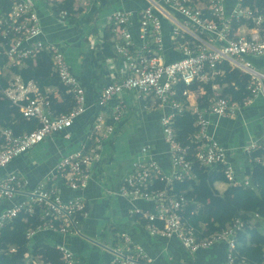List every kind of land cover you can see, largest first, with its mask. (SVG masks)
Wrapping results in <instances>:
<instances>
[{"label": "built area", "instance_id": "1", "mask_svg": "<svg viewBox=\"0 0 264 264\" xmlns=\"http://www.w3.org/2000/svg\"><path fill=\"white\" fill-rule=\"evenodd\" d=\"M5 1L10 4L8 12H4ZM136 1L141 0H134L133 9L114 8L107 15L105 27L110 31L113 48L107 70L112 81L94 102L104 112L92 122L85 139L62 156L54 171L33 190H27V181L20 172L0 176V202L28 192L26 200L0 210V230L22 211L32 215L38 206L42 209V223L29 230V240L42 231L83 236L80 224L89 217V211L82 193L95 177L110 186L105 165L112 158L113 139L128 120L135 102L151 103L163 111L160 125L171 167L164 169L154 158L151 145L145 144L124 172L119 188L106 187L107 194L119 195L132 203H152L151 211L137 207L131 211L132 216L140 215L148 221L146 228L150 236L176 238L191 253L223 242L227 245L225 264H249L237 253L238 234L245 229L242 220L200 240L184 219V208L189 201L172 194V190L176 182L196 179L195 161L205 172L223 165L228 181L233 182L227 149L210 134L209 118L228 117L239 104H231L222 96L219 85L212 86L214 95L208 107L200 108L198 99L205 94L204 84L223 75L219 67L224 63L250 77L248 89L252 96L245 100V106L258 97L264 98V72L250 59L264 57V11L245 5V0H235L232 10H228L226 0H144L147 5L143 7ZM79 2L87 10L101 8L100 0ZM40 6L41 0H0V55L8 61L4 69L21 68L27 59H35L47 51L51 54L54 72L68 88L75 105L69 112L58 114L49 95H43L35 81L25 83L20 75L13 74L2 94L27 120H36L38 126L21 136H15L10 128L0 130L3 141L0 172L16 158L29 154L58 134L65 133L69 138L75 121L90 108L79 73L67 61L65 51L69 45L43 39ZM52 14L62 23L69 21L67 10ZM241 20L251 22L253 27L244 24L246 32L239 33L241 27L235 29L234 23ZM91 36L89 31L82 37ZM2 71L0 67V74ZM184 111L197 117L199 128L188 146L176 140L174 128L176 116ZM192 145H196L194 154ZM260 149L264 150V132L243 148L249 155ZM157 181L165 184L163 189L154 188ZM64 188L74 194L65 197ZM121 239L122 245L115 251L118 260L113 264H154V259L129 235L122 234ZM55 248L62 253V264H75L76 255L67 245L57 243Z\"/></svg>", "mask_w": 264, "mask_h": 264}, {"label": "crops", "instance_id": "2", "mask_svg": "<svg viewBox=\"0 0 264 264\" xmlns=\"http://www.w3.org/2000/svg\"><path fill=\"white\" fill-rule=\"evenodd\" d=\"M63 1L41 0L40 17L44 28L43 39L49 42L66 43L69 45L66 50L79 49L86 45L92 48L89 52H83L78 56L81 82L91 108L95 97L99 96L101 90L112 81L107 70L108 57L104 55L106 27L97 26V7L90 10L84 9L80 7L79 0H76L74 5L76 13L70 14L69 21L62 23L52 14V7L53 4ZM136 3L142 7L147 5L144 0L136 1ZM226 4L228 10H232L235 0H226ZM105 7L133 9L135 2L134 0H108ZM79 9L82 11L80 12ZM89 31L92 32L91 38L84 39L83 33ZM244 32H246V27L241 26L239 33ZM94 58L101 68L95 67ZM250 59L256 68L264 72V57H251ZM221 90L219 88L220 92ZM49 92L52 91L49 90ZM55 94L61 101L58 93ZM162 115L163 111L157 106H152L151 103L135 102L133 104L128 120L123 128L117 131L113 139L112 158L105 165L107 183L110 186L95 177L89 188L82 193L86 198L89 211V217L80 224L83 236H63L50 231H42L40 232L42 234L38 233L35 236L36 245L43 242L63 243L75 253V264H113L118 260L115 251L121 247L119 245L122 241L121 235L127 234L136 245L141 246L154 259V264H225L227 253L225 243L219 242L207 249L191 253L176 238L150 236L143 218H133L131 211L136 207L151 211L153 204L146 201L132 203L124 197L110 196L106 192V187L119 188L124 172L133 159L138 157L141 147L145 144L151 145L154 158L161 166L164 169H170V155L164 143L160 125ZM86 117L87 114L82 115L75 121L73 129L69 131L71 133L69 138L63 133L62 139L57 136L45 142L47 144H43L48 150L45 160H31L27 158L28 154L23 155L2 170L0 176H5L12 171L20 172L27 181V190H33L39 182L54 171L57 161L64 156L65 151L75 149L85 139L87 130L90 129V125L85 123ZM209 119L211 120L209 132L227 149L228 161L234 177L230 184L219 183L217 188L223 193L229 185L254 187L252 179L246 175V170L251 168L253 159L243 148L249 140L260 137L264 132V98L258 97L249 106H239L228 117L210 116ZM136 120V123L131 124V121ZM258 161L264 163V158ZM235 169L240 170L241 175H236ZM26 193L28 192L18 195L15 199L0 202V210L26 200L28 198ZM73 194L70 190L63 189L65 197ZM251 215L253 224L259 222L264 227V219L255 214ZM113 230L117 231V234H114Z\"/></svg>", "mask_w": 264, "mask_h": 264}, {"label": "trees", "instance_id": "3", "mask_svg": "<svg viewBox=\"0 0 264 264\" xmlns=\"http://www.w3.org/2000/svg\"><path fill=\"white\" fill-rule=\"evenodd\" d=\"M75 2L76 0H64L61 3H55L52 10L55 13L67 10L69 14H74L76 13L74 10ZM100 3L101 8H105L108 0H100ZM244 4L252 8L258 7L261 11H264V0H245ZM8 11H10V4L5 1L4 12ZM79 11L82 10L79 9ZM244 24L253 27L251 22L241 20L234 23V28L237 29ZM110 37V31L106 29L104 35V55L106 57L113 56ZM7 62L6 57L0 55L2 70L6 67ZM94 62L96 68H101L96 58H94ZM219 69L224 71L223 75H219L214 81L203 85L205 94L199 97L198 106L200 108L208 107L210 99L214 95L212 86L219 85L222 89V96L229 99L231 104L237 103L240 107H244L245 100L252 96L248 89L249 75L242 73L240 70L232 69L228 63L220 65ZM13 74L20 75L25 83L31 80L35 81L40 92L43 95H49L56 113H67L74 107V100L67 93L68 88L53 70L51 54L44 51L35 59H27L25 66L21 68L11 67L0 74V130L10 128L15 136H21L24 133L33 131L38 126L36 120H27L20 109L2 94V91L8 87ZM78 76L81 81L80 73ZM49 90L52 92L49 93ZM55 93H58L61 101L58 100ZM97 98L98 96L95 97V101ZM181 99L186 101V98ZM103 112L104 110L94 106L93 103L85 113L87 114L85 123L91 125ZM196 122L197 117L190 111H184L176 116L174 122L176 140L181 145H190L192 138L199 132ZM57 136L62 139V134ZM2 144L3 141L0 139V149ZM193 149L196 150V145H192V153L194 154ZM69 152L70 150L65 151L64 155ZM251 157L253 163L251 168L246 170V175L250 176L254 187L229 185L226 191L221 193L217 185L219 183L230 184L224 173V166L220 165L214 171L205 172L195 161L196 179L174 183L172 194L177 197L183 196L189 201L184 208V219L188 227L194 229L195 235L200 240L220 233L235 221L242 220L245 223V229L238 234V256L245 258L249 264H264V227L259 222L253 224L251 215L255 214L264 219V163L258 161V159L264 158V150L254 151ZM164 186V183L157 181L154 188L163 189ZM41 213L42 209L38 206H36L32 215L22 211L0 230V264L63 263L62 253L55 248V244L43 242L36 245V241L34 242L35 237L32 240L27 238L29 230L42 223ZM133 218L141 219L142 217L133 215ZM142 220L145 221V224L148 223L147 220ZM157 224L160 227L163 226L161 222H157ZM113 233L117 234V231L113 230Z\"/></svg>", "mask_w": 264, "mask_h": 264}, {"label": "rangeland", "instance_id": "4", "mask_svg": "<svg viewBox=\"0 0 264 264\" xmlns=\"http://www.w3.org/2000/svg\"><path fill=\"white\" fill-rule=\"evenodd\" d=\"M115 8V7H114ZM114 9L105 7V8H97V26L102 25L103 28L105 27L106 24V19H107V15L110 14ZM92 48L88 45H86L83 48H74V49H67L65 51L66 54V58L67 61L70 63V65L73 67V70L76 71L77 73H80V65L78 64V56L82 55L83 52H89ZM261 70V69H259ZM262 71V70H261ZM136 121H131V124L136 123ZM47 143H44V145ZM44 145H39L38 147H35L27 156V158H31V160H45L47 158L46 154L48 152V150L44 147ZM235 173L236 175H241V171L238 169H235ZM119 245H122V243H120Z\"/></svg>", "mask_w": 264, "mask_h": 264}]
</instances>
